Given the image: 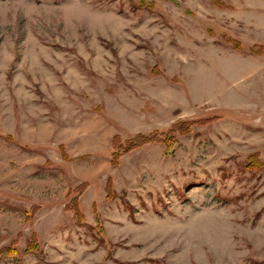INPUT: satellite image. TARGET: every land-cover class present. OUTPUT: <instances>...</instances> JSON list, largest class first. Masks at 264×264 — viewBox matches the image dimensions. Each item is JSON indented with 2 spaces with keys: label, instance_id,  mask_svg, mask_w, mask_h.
<instances>
[{
  "label": "rangeland",
  "instance_id": "374dc122",
  "mask_svg": "<svg viewBox=\"0 0 264 264\" xmlns=\"http://www.w3.org/2000/svg\"><path fill=\"white\" fill-rule=\"evenodd\" d=\"M253 44L264 0H0V264H264ZM197 120L173 154L155 142L110 164L113 136Z\"/></svg>",
  "mask_w": 264,
  "mask_h": 264
},
{
  "label": "trees",
  "instance_id": "16d2710c",
  "mask_svg": "<svg viewBox=\"0 0 264 264\" xmlns=\"http://www.w3.org/2000/svg\"><path fill=\"white\" fill-rule=\"evenodd\" d=\"M228 42L232 43L234 45V47L236 49H242L244 48L242 41H240L239 39H233L231 37H229L227 39ZM251 47L249 48L250 50H252L254 53H258V54H263L264 55V48L262 45L259 44H253L250 45ZM216 117H212V118H206L203 121L207 122L210 120H213ZM202 122V120H197V121H180L177 122L176 125H174L173 127H171L169 129V131L166 132H160L158 130H155L153 132H149V133H138L135 134L133 137H131L127 142H125V144H123V142H120L119 140V136L115 135L112 138L111 141V147H112V156H111V160H110V164L115 166L119 163L120 157L122 156L123 153L125 152H129L133 149H136L138 147L147 145V144H151V143H155V142H162L167 150L168 154H173L175 151V146L177 144V137L175 135L176 131L183 133V134H190L192 133L193 129V125L195 123H200ZM176 130V131H174ZM62 156L63 158H65L66 160H75V159H80L85 157L86 155H79L76 157H71L68 155L67 152H62ZM248 164H247V168L249 169H257L260 166H263L264 164H262L259 159L258 156L256 154H252L248 157ZM111 179L108 178L107 181V185H106V191H107V196L109 197H113L112 193H111ZM88 183L86 181L82 182L78 187H76L74 190H71V194L70 196H72L69 200V203L67 204V209L73 211L74 216L76 217V220L78 221L79 224L84 223V215L83 212L81 211L80 205L78 203V196H81L83 191L86 189ZM11 250V252L9 254L11 255H17L19 256V252L17 250H13V249H9ZM27 252H32L35 253L37 255H39L42 258V254H43V249L42 247L39 245V242L37 240H33L31 241V243L28 244L27 248H26Z\"/></svg>",
  "mask_w": 264,
  "mask_h": 264
}]
</instances>
